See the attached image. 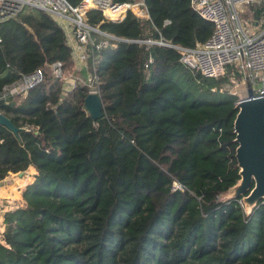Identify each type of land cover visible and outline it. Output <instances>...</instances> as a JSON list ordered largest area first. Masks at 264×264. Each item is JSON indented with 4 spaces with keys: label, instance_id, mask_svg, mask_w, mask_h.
I'll return each mask as SVG.
<instances>
[{
    "label": "trees",
    "instance_id": "16d2710c",
    "mask_svg": "<svg viewBox=\"0 0 264 264\" xmlns=\"http://www.w3.org/2000/svg\"><path fill=\"white\" fill-rule=\"evenodd\" d=\"M143 2L148 20L85 15L117 39L96 50L103 37L92 32L88 46L103 105L96 121L84 109L90 88L76 80L63 28L30 7L0 24V90L44 73L25 97L0 101V114L21 130L16 137L0 126V182L35 169L24 206L4 215L0 264H264V200L247 214L242 198L223 199L240 179L239 99L229 93L238 69L206 79L180 65L176 50L142 43L193 48L213 29L189 0ZM249 11L246 20L264 18L263 6ZM174 182L181 190L172 191Z\"/></svg>",
    "mask_w": 264,
    "mask_h": 264
},
{
    "label": "built area",
    "instance_id": "2783aa9c",
    "mask_svg": "<svg viewBox=\"0 0 264 264\" xmlns=\"http://www.w3.org/2000/svg\"><path fill=\"white\" fill-rule=\"evenodd\" d=\"M254 4L264 7V0H189L190 9L213 25L211 35L206 42L196 44L193 48L162 41L142 43L176 50L180 65L206 79L223 78L227 74L226 67L234 65L238 69L241 81L237 83L232 80L234 73L231 72L233 85L242 84L246 95L247 88L250 86L256 98H264V18L252 22L251 18L246 20L244 17L250 15L249 7ZM26 7L45 12L59 25L61 22L64 27L60 26L65 31L68 43L71 39L70 32L74 33L75 45L81 49V52L77 56L73 54V60L80 64H87L88 46L94 45L92 32L103 37L101 42L95 45L96 50L109 46L111 41L117 40L115 37L89 27L85 23V15L88 12L98 11L103 19L109 22L122 21L128 12L139 20L149 19L143 0L124 4H116L113 0H81L75 7L71 6L67 0H0V24L18 18ZM243 22L247 25L246 29ZM151 63L152 59L149 58L148 64ZM148 64L145 68H148ZM51 68L54 79L62 77L60 63L53 64ZM97 80L95 75H91L86 84L90 88V93H97L94 87ZM43 81L44 73L40 69L23 75L16 81L2 86L0 101L25 97L31 89ZM176 190H181V187L174 182L172 191ZM6 205L3 203L0 207L3 213Z\"/></svg>",
    "mask_w": 264,
    "mask_h": 264
},
{
    "label": "water",
    "instance_id": "95a60500",
    "mask_svg": "<svg viewBox=\"0 0 264 264\" xmlns=\"http://www.w3.org/2000/svg\"><path fill=\"white\" fill-rule=\"evenodd\" d=\"M138 1V0H132ZM246 97L236 104L234 120L235 160L239 169V181L228 192L227 200L242 198L247 214H250L260 200H264V98H256L250 86ZM84 109L94 120L103 116V105L97 93H89L84 100ZM0 126L18 137L20 129L0 114ZM22 176L23 173L17 174ZM4 181L0 182V186Z\"/></svg>",
    "mask_w": 264,
    "mask_h": 264
},
{
    "label": "crops",
    "instance_id": "0c3cea01",
    "mask_svg": "<svg viewBox=\"0 0 264 264\" xmlns=\"http://www.w3.org/2000/svg\"><path fill=\"white\" fill-rule=\"evenodd\" d=\"M69 45L72 48L73 54L75 56L79 55L81 49L75 45L71 39ZM75 59V57H74ZM75 70L79 73L76 80L87 84L91 78L90 72L88 71L87 64H80L74 60ZM72 84V81L68 82ZM35 174L34 167H29L22 176L19 175H10L4 180V183L0 186V207L3 206V203H6V210L4 213L0 209V235L4 230V215L5 212L12 211L16 208L23 207L24 201L22 198V192L25 187L33 180Z\"/></svg>",
    "mask_w": 264,
    "mask_h": 264
},
{
    "label": "rangeland",
    "instance_id": "374dc122",
    "mask_svg": "<svg viewBox=\"0 0 264 264\" xmlns=\"http://www.w3.org/2000/svg\"><path fill=\"white\" fill-rule=\"evenodd\" d=\"M60 25L64 27V25L60 22ZM243 26L244 28L246 29L247 28V25H245V23L243 22ZM254 33V32H253ZM252 33V34H253ZM70 38H71V41L75 44L76 43V38H75V35L73 32H70ZM83 83V82H82ZM257 87V86H255ZM229 93L232 94V95H235L238 97V99H242L244 97H246V93H245V90L242 86V84H238V85H234L232 88L229 89ZM24 173V172H23ZM230 196V192H227L224 196H223V199H226L227 197ZM243 205V204H242Z\"/></svg>",
    "mask_w": 264,
    "mask_h": 264
}]
</instances>
